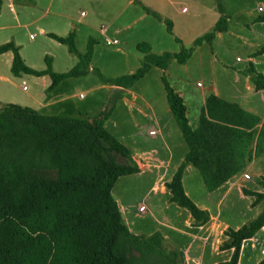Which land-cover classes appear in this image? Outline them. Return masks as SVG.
Returning <instances> with one entry per match:
<instances>
[{"label":"trees","instance_id":"obj_1","mask_svg":"<svg viewBox=\"0 0 264 264\" xmlns=\"http://www.w3.org/2000/svg\"><path fill=\"white\" fill-rule=\"evenodd\" d=\"M145 11L161 21L155 13ZM163 22L171 35V23ZM225 30L226 18L221 16L212 32L197 38L191 47L185 48L175 38L181 45L177 53L153 54L147 43H139L136 50L143 55L140 66L114 79L105 78L90 66L92 38L87 42L86 51L78 52L73 30L65 37L47 34L77 57V64L67 72H53L48 57H44L43 71L31 69L11 41L0 45V55L11 52L10 72L14 76H48L47 92L66 79L92 74L122 98L123 91L130 90L152 68L163 71L171 62L184 65L196 47L211 44L215 33ZM161 82L168 108L187 146L183 161L164 187L169 193V202L186 210L193 226H202L209 221V213L185 194L182 177L186 167L192 166L200 173L208 190L217 188L238 174L252 156L264 153V124L257 132L256 117L237 104L211 95L201 111L198 128L192 130L182 98L164 74ZM253 83L257 89L264 87L259 75H255ZM109 98L99 115L89 122L62 114L40 115L15 104L0 107V147L28 158L23 161L0 157V264H127L121 243L148 251L160 246L159 235L145 237L128 230L112 196V188L119 178L138 174L140 170L135 163L119 165L104 156L108 150L124 159L131 158L130 151L104 128V121L114 106ZM30 169L55 170L57 178H32L28 176ZM247 194L255 198L252 205L264 200V193ZM263 227L264 204L256 218L236 230H226L227 239L219 250L233 252L224 264H237L242 242ZM259 264H264V258Z\"/></svg>","mask_w":264,"mask_h":264},{"label":"rangeland","instance_id":"obj_2","mask_svg":"<svg viewBox=\"0 0 264 264\" xmlns=\"http://www.w3.org/2000/svg\"><path fill=\"white\" fill-rule=\"evenodd\" d=\"M96 1L93 4V2L88 3L87 0H14V13L10 8L9 0H0V45L10 41L13 42L18 47L26 63L29 64L25 65L33 70L45 69L44 57H48L53 60L51 64L53 72L64 73L69 71L77 64V57L70 54L64 45L41 35L39 31L41 29L44 32H60L59 20L55 14L61 13L68 16L69 19L67 21L75 30V46L80 54L86 51L88 40L90 38L93 39L94 44L90 66L99 70L105 78L114 79L121 77L135 71L140 66L141 54L136 50L135 46L137 42H141L142 40L147 39L152 43L150 44L152 45V51L150 48V52L153 54H159L163 51L170 53H177L179 51L181 45L175 43L174 39L167 34L164 24L159 28V26H155L157 22L152 19L151 21L154 24L148 26L147 23L140 21L136 17L115 20L116 12L102 13L101 8L97 7L98 1ZM127 1L123 0L120 6L126 5ZM141 1L151 2L152 0ZM173 1L179 3L175 6L176 9L162 12H166L167 15L169 14L173 17V20L169 17L168 20H171L175 24L174 32L181 36L184 47H191L194 38L210 32L206 24L209 21L201 23L205 19H208V17L196 14L192 18L191 16H194V11L191 0ZM205 1L206 5H211L213 1L215 4L217 2V0ZM257 1L221 0V4L231 16L230 25L233 26L243 20L244 16L240 15V13L252 9ZM133 7L135 8V6L129 8L132 9ZM182 7L187 9L188 12L182 14L180 12ZM81 12L86 15L84 18L80 17ZM188 22L191 24L192 31H189L190 27L188 28L185 25ZM86 24L90 27H86ZM126 26L128 27L126 28ZM101 28H105L106 33L101 34L99 32ZM116 30L120 31L116 32ZM113 39L118 40V44L109 46L105 44L106 40L112 42ZM236 52L234 48H230L227 52L219 50L217 55V59L220 62L219 65L222 64L223 60H226L224 62L228 64H232L237 56L244 58L242 54ZM240 65L242 64L237 63L236 68H239ZM204 66L206 67V64ZM161 72L158 68H152L142 79L133 85L128 94L122 93V98H125L123 100L117 97V92L109 85L102 84L92 74L64 81L60 90L64 99L58 104L57 108L61 110L64 116L84 119L89 122L99 115L101 108L105 105L106 99L110 97L109 99L112 100L114 106L111 115L104 121V128L124 147L132 150L137 148L136 146L138 145L132 137V133L135 130L132 125L134 121L136 122L140 119L138 115L139 111L151 115V112L154 110L157 111L163 107H168L161 82V76L164 73L162 72V74ZM188 72L192 76L193 84H209L210 78L213 77L211 70L210 72L204 70L202 72L196 67L195 63L188 67ZM229 72L232 73V70H229ZM0 76L6 78L0 79V107L7 104L29 105L31 103L28 98L32 97L35 92H40L42 86L40 78L36 79L35 76L25 74L14 76L11 74L10 68L4 63L2 56H0ZM219 76V68L217 67L214 78L218 79ZM165 77L169 85L172 88H176L180 82L184 81L185 71L182 66L174 64L173 68L169 70L168 75L166 76L165 74ZM23 87H25V90H23ZM42 92H44V89H42ZM133 94L137 95L138 98L132 99ZM57 112L59 111H55V113ZM104 156L108 161L119 165L129 166L134 163L131 158L124 159L108 150H105ZM0 157L2 159L22 158L21 160L23 161L28 159L24 155L3 150L1 147ZM258 165L264 169V163H258ZM154 169L155 171L157 170V168ZM145 171L146 173L141 174L142 176L131 175L119 178L113 186L111 193L118 207L129 203L132 205L133 213L138 212L141 206L147 210L156 209L155 215L149 213L147 210L145 212H143L144 210L139 211V216L142 217V219L139 217V220L142 222L148 221V223H146L144 229L135 231L134 234L138 232L149 235L151 231H154L152 226L155 216L161 218V220H174V214L171 208L164 212L160 205H156L152 201L154 194H149L143 198L151 184V174L148 172V168ZM166 175H169V173H166ZM188 175L185 178V189L190 197L194 199L200 194L202 180L196 170H193ZM249 175L255 176L256 171H249L247 176ZM28 176L37 179L54 180L57 178V172L50 169H30ZM253 176L251 182L257 183L258 180ZM252 184L250 183V186ZM237 205L244 207V202ZM177 221L179 224L183 222L182 218H178ZM157 235L160 236L161 244L150 251L121 243L120 247L125 254L127 264H183L179 252L175 251L160 234ZM172 240L173 237L169 242ZM242 264H254V262L246 256Z\"/></svg>","mask_w":264,"mask_h":264},{"label":"crops","instance_id":"obj_3","mask_svg":"<svg viewBox=\"0 0 264 264\" xmlns=\"http://www.w3.org/2000/svg\"><path fill=\"white\" fill-rule=\"evenodd\" d=\"M13 1L14 0H9V5L15 13ZM97 1V7L101 8L102 13L107 14V12L110 11L116 12V16L114 17L115 20L136 17L150 26L154 24L151 21L153 19L157 22L155 26H159V28L163 26L164 20L169 21L172 30V34L169 35L173 39L177 38L182 44L181 36L174 32L175 24L171 21L173 17L169 14L167 15L166 12H162L174 9L179 3L173 0H152V3L149 1L128 0L126 5L121 7L120 3L123 0ZM87 2H93L94 4L95 0H87ZM191 4L194 11V16L191 17L194 18L196 14H200L201 16L206 15L208 19H205L201 23L209 21L206 24L210 32H212L221 16L226 18V30L215 33L211 44L203 43L199 47H196L189 60H187L184 65H180L185 71V79L182 83L180 82L179 86L173 88V90L182 98L186 106V117L191 129L196 130L198 128L199 117L205 106L206 99L214 95L229 103L237 104L245 112L256 117L258 124L255 130L258 132L262 124H264V87L260 89L255 88L253 78L255 75H259L261 79L264 80V0H258L255 2V6L252 9L240 13V15L244 16V21L242 20L233 26L230 25L232 18L225 11L224 7H222L221 0H217L216 4L213 1L211 5H206L205 0H191ZM131 6H135V8H129ZM145 9L158 15L161 21L148 14ZM180 12L183 14L187 13L188 10L182 7ZM14 16L17 18L15 14ZM55 16L59 20L60 32H44L40 29L41 35L47 37V34H54L65 37L70 31L73 30L75 32L72 28L73 26L67 21L69 18L66 14L56 13ZM85 16L83 12L80 13V17L84 18ZM168 17L171 20H168ZM185 25L188 28L190 27L189 31L192 29L190 22ZM86 27L90 26L86 24ZM127 27L128 26H126V28ZM119 31L120 30H116V32ZM99 32L104 34L106 33V29L101 28ZM210 32H206L201 36ZM199 37L194 38L192 44ZM145 40L137 42L136 45L139 43H147L152 51V45H150L152 43L147 39ZM109 41L110 40H106L105 44ZM112 41H116V44H118V40L113 39ZM230 48H234L237 51L236 53L242 54L244 58H239L237 56L232 64H228L224 62L226 60H223L222 64L219 65L220 62L217 59L219 50L227 52ZM207 53L209 54L208 56ZM19 54L24 64H27L21 52H19ZM0 56L4 58V63L10 68L12 62L11 52H6ZM142 57L143 55L141 54V61ZM50 60L52 64L53 60ZM193 63H195L196 67L202 72L203 70L209 72L211 70L213 77L210 78L209 84L199 85V83H192V76L188 72V67ZM237 63H241L242 65L236 68ZM174 64L176 63L171 62L165 70H161L164 75H168L169 70L173 68ZM205 64L206 67L204 66ZM217 67L220 73L218 79L214 78ZM43 70L44 69L35 71ZM229 70H232V73L229 72ZM37 78H40L42 81L40 92H35L32 97L28 98L31 104L22 107L34 110L40 115H63L61 110L57 108L58 104L64 99L60 90L62 83L70 79L60 82L51 92H47L46 89L50 85L49 77L40 76L36 77V79ZM0 79L3 80L6 78L0 76ZM259 84H262V81H260ZM42 89H44V92H42ZM23 90H25V87H23ZM123 92L128 94L130 90H125ZM137 98L138 96L133 94L132 99ZM123 99L125 98L123 97L122 100ZM55 111L59 112L55 113ZM138 115L140 119L136 122L134 121L132 125V127L135 128L132 137L138 145L136 146L137 148L129 150L132 161H134L140 170L138 174L134 175L142 176L141 174L146 173L145 170L148 168V172L151 174V184L148 192L143 198L149 194H154V199L152 201H154L156 205H160L164 212L171 208L174 214V220H161V218L155 216L152 226L154 231H151L149 235L138 232L134 234L135 231L144 229L148 221L142 222L139 220V209L138 212L133 213L132 205L127 203L123 204L119 209L128 230L134 235L145 237H149L153 234H160L175 251L179 252L183 264L226 263L230 259L233 250H219L220 244L227 239L224 232L228 229L236 230L240 228L242 225L256 218L262 210L264 200L252 205L255 198L247 193H264V182L262 181V178H264V169L258 165V163H264V153L257 157L252 156L251 161L248 162L238 174L213 190H208L205 187L203 178L199 175L202 180V186L200 194L197 198H194L195 200L188 194L184 183L185 178L189 176L188 174L196 169L192 166L186 167L182 177L183 190L185 194L193 200L197 207L209 213V221L206 224L202 226H193V220L189 213L169 202V193L164 187V184L171 179L173 173L187 153V146L182 139L177 124L168 107H163L157 111L154 110L151 112V115L139 111ZM154 168H157V170L155 171ZM251 170L256 171V175L252 176L258 180L257 183L251 182V175L247 176ZM166 173H169V175H166ZM250 183H253L252 186H250ZM242 202H244V207H239L237 204ZM146 210L147 209L144 207L143 212ZM147 211L154 214L156 209H148ZM140 218L142 219V217ZM178 218H182L183 222L181 224L177 221ZM172 237L173 240L169 242ZM246 256L248 259H252L254 264H259L264 258V227L257 231L252 238L242 242L237 264H242Z\"/></svg>","mask_w":264,"mask_h":264},{"label":"built area","instance_id":"obj_4","mask_svg":"<svg viewBox=\"0 0 264 264\" xmlns=\"http://www.w3.org/2000/svg\"><path fill=\"white\" fill-rule=\"evenodd\" d=\"M117 42L116 41H112V42H107L106 44L107 45H112V44H116ZM245 177H247V176H245ZM142 210H144V207L143 206H141L140 208H139V211H142Z\"/></svg>","mask_w":264,"mask_h":264}]
</instances>
